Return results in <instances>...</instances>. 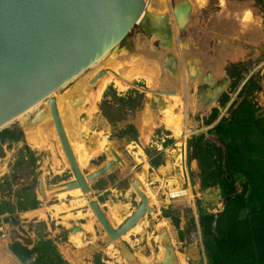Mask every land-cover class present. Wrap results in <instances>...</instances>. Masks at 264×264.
<instances>
[{"label": "rangeland", "instance_id": "1", "mask_svg": "<svg viewBox=\"0 0 264 264\" xmlns=\"http://www.w3.org/2000/svg\"><path fill=\"white\" fill-rule=\"evenodd\" d=\"M146 12L154 25L166 17L169 40L163 38L160 27L148 30L137 23L111 51L110 64H103L102 59L52 94L56 101L60 96L68 98L65 116L70 129L66 127L81 152L75 149L74 156L89 155L87 167L80 168L84 174L114 159L110 149L122 160L88 182V193L59 188L73 176L47 99L6 125L20 129L23 139L0 141V223L33 239V245L26 246L36 248L30 260L33 264H157L164 258L165 242L173 245V264H179V256L186 264H209L201 217L222 211L226 196L247 187L246 178L233 169L220 174L233 181V191L212 184L207 164L225 169L224 162L213 151L210 160L202 158L206 168L201 172L191 142L202 135L201 143L223 149L214 126L230 118L244 97L256 116H264V0H149ZM202 63L207 67L202 68ZM229 63L239 64L233 69L234 76L226 72ZM101 69H106L101 85L90 84ZM246 82L252 90L240 93ZM77 84H84L79 92ZM96 92L93 99L90 94ZM167 107L173 114L178 111V134L163 119ZM214 108L217 111L211 119ZM34 114L39 119L33 120ZM39 127L43 131L37 137L43 139V145L35 148L25 133ZM134 179L140 180L152 211L109 244L115 248L114 259L104 252L107 234L88 201L97 200L115 227L141 202L131 186ZM177 188L185 189L186 194L169 200L168 192ZM73 195L80 197V203L73 204ZM34 197L38 200L35 207ZM69 199L73 205L67 208ZM249 206L248 202L242 215ZM74 226L81 230L71 233ZM10 244L9 239L0 241L1 254L8 253L15 264H23L12 255ZM125 253L133 258H125ZM138 256L147 261L141 262Z\"/></svg>", "mask_w": 264, "mask_h": 264}, {"label": "water", "instance_id": "2", "mask_svg": "<svg viewBox=\"0 0 264 264\" xmlns=\"http://www.w3.org/2000/svg\"><path fill=\"white\" fill-rule=\"evenodd\" d=\"M146 3L147 0H0V129L47 99L49 114L73 176L60 185L59 188H63L60 190L79 188L82 193H88V182L107 173L122 160L110 149L114 159L84 174L76 162L60 119L56 97L52 94L119 45L138 23ZM105 73L106 69L99 70L89 83L96 82ZM39 184L45 197L41 178ZM131 186L141 202L115 227L97 200L88 201L107 234L105 246L124 235L147 211H152L139 180H132ZM234 195L226 196L224 202ZM217 215L214 213L212 224L215 233ZM80 230L81 227L74 226L70 232ZM9 240L10 243L19 241L24 246L34 243L31 237L16 228L9 230ZM164 247V258L157 264H173L172 243L165 242Z\"/></svg>", "mask_w": 264, "mask_h": 264}, {"label": "trees", "instance_id": "3", "mask_svg": "<svg viewBox=\"0 0 264 264\" xmlns=\"http://www.w3.org/2000/svg\"><path fill=\"white\" fill-rule=\"evenodd\" d=\"M239 64L229 63L226 72L234 76L233 69ZM246 82L244 90L250 92L252 88ZM254 88H259L255 85ZM225 98L221 100L224 104ZM214 108L211 119L215 117ZM104 116L109 119L105 112ZM214 131L220 134L219 140L224 148L215 144L201 143L203 136L197 137L193 146L194 158L198 160L201 172L210 169L211 183L220 184L223 188L234 190L233 181L227 177H220L222 172L233 169L242 174L247 180V187L235 194L227 202L224 209L218 212L216 233L213 229L214 214L201 217L203 231V245L209 264H264V116H256L250 101L244 97L230 118L219 121ZM23 139V132L18 128L0 129V141H19ZM207 142V141H206ZM213 151L219 152L225 169L221 165L207 164L202 158H210ZM206 166V167H205ZM213 175V176H212ZM207 178V179H208ZM203 180V178H202ZM247 193V194H246ZM250 206L245 214L242 209ZM38 200L34 197L35 207ZM24 210V209H22ZM10 251L23 264H33L31 256L36 248L31 249L19 241L9 245Z\"/></svg>", "mask_w": 264, "mask_h": 264}, {"label": "bare ground", "instance_id": "4", "mask_svg": "<svg viewBox=\"0 0 264 264\" xmlns=\"http://www.w3.org/2000/svg\"><path fill=\"white\" fill-rule=\"evenodd\" d=\"M148 2H149V0H147V3H146V7H147V5H148ZM201 3V2H200ZM146 7H145V12L142 14V16L140 17V19L138 20V23H142L143 25H144V27H146L148 30L149 29H154V28H158V27H160V29H162V31H164L166 34H167V36H169L170 35V28H169V25H168V23H166V18H164L163 20H161L162 22H157L156 23V25H154V23L152 22V21H150V20H152V19H149V18H147L146 17ZM110 53L111 52H109L107 55H105L102 59H105V61L103 62V64H110L111 62H110ZM102 59H100L99 61H101ZM99 61L97 62V63H95L94 65H92L90 68H89V70L91 69H93V67H95L98 63H99ZM106 62V63H105ZM98 67H100L99 65H98ZM138 68V67H137ZM98 69V68H97ZM109 70H112V68L111 67H109L108 68ZM128 70V69H127ZM126 71V70H125ZM149 71V70H148ZM140 73V72H139ZM106 74V73H105ZM134 76H138V74L136 73V74H134ZM140 76V75H139ZM142 76V75H141ZM145 77V76H144ZM146 77L148 78V76L146 75ZM105 78V76L103 75L102 77H100L97 81H96V84H100V82L102 83V80ZM114 80V79H113ZM93 84V83H92ZM119 84V83H118ZM84 84H80V85H78L77 84V88H76V90L78 91V89H80V87L81 86H83ZM101 85V84H100ZM101 86H100V89H99V92L101 91ZM74 92V91H73ZM79 92V91H78ZM92 93H94V92H92ZM75 94V93H74ZM98 94V92H96L95 94H90V95H92V97H93V99H94V97H95V95H97ZM84 95V94H83ZM67 96L65 95V96H60L59 97V100L58 101H56V104H57V109L59 110L58 112H59V115H60V119H61V122H62V125H63V127H64V131H65V133H66V136H67V138H68V141L70 142L69 144L71 145L70 147H71V149H73L72 151L74 152V150L76 149V151H78V152H80V149H78L79 147H76L75 145H74V143H73V140L71 139L73 136V134L71 135L70 133H69V131L67 130L70 126H68L67 124H69L70 125V122H67V118H66V116H65V111H66V109H68L67 107L68 106H66V101H67ZM88 99H90V98H88ZM170 101V100H169ZM169 101H168V103H169ZM40 103V102H39ZM36 105H38V103L36 104ZM35 106V105H34ZM34 106H32V107H34ZM31 107V108H32ZM31 108H29V109H31ZM168 108V107H167ZM28 109V110H29ZM62 109V110H61ZM28 110H26V111H28ZM26 111L25 112H23V113H21L20 115H18L17 117H15L14 119H17V118H19V117H21V115H23L24 113H26ZM44 113H45V110H44ZM178 114V111H177V113H174L173 114V112H172V110L170 109V107L168 108V109H166L165 110V116H164V121H166L165 123L168 125V126H170V127H173L172 128V131H173V133H175V134H178V133H180V129H179V127L176 125V119L178 118L179 119V115H177ZM180 114V113H179ZM50 115V114H49ZM39 114H34V116L32 117V119L34 120V118H37V119H39ZM68 116V118H69V115H67ZM50 117H51V115H50ZM73 118V117H72ZM13 119V120H14ZM52 119V118H51ZM71 119V118H70ZM45 120V119H44ZM11 122V121H10ZM53 123V122H52ZM147 123V122H146ZM149 124V123H148ZM66 125L68 126V128L66 127ZM80 125V124H79ZM151 125V124H150ZM54 126V125H53ZM149 127H151V126H149ZM33 128V127H32ZM76 128V127H75ZM55 129V128H54ZM70 129V128H69ZM77 129V128H76ZM31 131L32 132H29V129L27 130V134L25 133V135H26V139H27V141L30 143V144H32L33 145V147H35V148H40V147H42V145H43V139L41 138V139H39V137H37L38 136V132L40 133H42V128H34V130L33 129H31ZM37 131V132H36ZM184 131V130H183ZM56 132V131H55ZM72 133V132H71ZM57 135V134H56ZM72 137H71V136ZM43 136V135H42ZM58 137V136H57ZM100 143H103V141L102 142H100ZM81 145V144H80ZM101 145V144H100ZM78 149V150H77ZM84 150V149H83ZM82 152H84V151H82ZM75 153V152H74ZM81 153V152H80ZM85 153V152H84ZM87 153H85V154H78V155H76V162H78V165L80 166V168L81 167H83V168H86L87 167V163H88V156L89 155H86ZM140 181V180H139ZM140 184H141V182H140ZM44 188V187H43ZM140 188L142 189V186H140ZM146 188V187H145ZM77 190H75L74 191V193H76L77 191H79V188H76ZM74 190V189H73ZM65 191V190H64ZM68 191H71V190H68ZM144 191V190H143ZM44 193H45V191H44ZM146 193H147V191H146ZM74 197H75V195H73ZM76 199L74 200V202L71 200L70 201V199H69V203H68V205L69 206H67V208H70L73 204H78V203H80V197L79 196H76L75 197ZM73 202V204H71ZM24 217L25 218H30L28 215H24ZM161 222V221H160ZM162 222H164V221H162ZM162 224V223H161ZM136 225V224H135ZM159 225H160V223H159ZM158 225V226H159ZM132 228V227H131ZM130 228V229H131ZM129 229V230H130ZM133 229H136V227L135 228H133ZM128 230V231H129ZM127 231V232H128ZM126 232V233H127ZM123 236V235H122ZM121 236V237H122ZM163 237H164V234H163ZM165 237H166V235H165ZM160 249H162V248H160ZM106 251H104V252H106L105 254H108L110 257H112V258H114L115 259V248H114V246L113 245H107V247H106V249H105ZM163 251V250H162ZM0 255L2 256V258H3V264H15V262L13 261V259H12V257H11V255L10 254H8V253H5V254H3V252H2V254H1V252H0ZM128 255V256H127ZM119 256H120V253H119ZM124 257L125 258H127V259H132L133 257L132 256H129V254H127V253H125L124 254ZM180 258H179V264H186V262L184 261V259H183V257L182 256H179ZM117 258V257H116ZM137 258H139V260L141 261V262H145V261H147V260H145L142 256H138ZM117 261H118V259H117ZM124 262V261H123Z\"/></svg>", "mask_w": 264, "mask_h": 264}, {"label": "built area", "instance_id": "5", "mask_svg": "<svg viewBox=\"0 0 264 264\" xmlns=\"http://www.w3.org/2000/svg\"><path fill=\"white\" fill-rule=\"evenodd\" d=\"M186 194V190L183 188H177L175 190L169 191L167 198L169 200H175L183 197ZM9 226L4 223H0V241L6 242L9 239Z\"/></svg>", "mask_w": 264, "mask_h": 264}, {"label": "crops", "instance_id": "6", "mask_svg": "<svg viewBox=\"0 0 264 264\" xmlns=\"http://www.w3.org/2000/svg\"><path fill=\"white\" fill-rule=\"evenodd\" d=\"M196 52H197V51H196ZM199 54H200V53H199ZM200 56H201L200 58L203 60L204 57H203L202 55H200ZM204 60H205V59H204ZM202 64H203V65H202V68H206V67H207V64H206V63H205V64L202 63ZM208 67L211 68L212 65L210 64V65H208ZM11 253H12V252H11ZM12 255L16 258V256H15L13 253H12ZM16 259H17V258H16ZM17 260H18V259H17Z\"/></svg>", "mask_w": 264, "mask_h": 264}, {"label": "flooded vegetation", "instance_id": "7", "mask_svg": "<svg viewBox=\"0 0 264 264\" xmlns=\"http://www.w3.org/2000/svg\"><path fill=\"white\" fill-rule=\"evenodd\" d=\"M157 34H159V32H156ZM161 33V32H160ZM160 35V34H159ZM163 36V38L167 41L169 40L170 36H167V34L163 31V33L161 34Z\"/></svg>", "mask_w": 264, "mask_h": 264}]
</instances>
